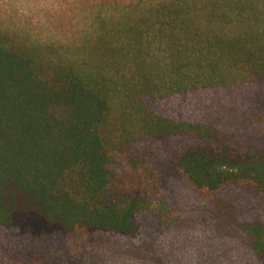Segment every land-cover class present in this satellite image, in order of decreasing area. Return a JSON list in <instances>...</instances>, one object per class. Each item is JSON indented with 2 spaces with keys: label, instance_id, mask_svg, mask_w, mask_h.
Here are the masks:
<instances>
[{
  "label": "trees",
  "instance_id": "16d2710c",
  "mask_svg": "<svg viewBox=\"0 0 264 264\" xmlns=\"http://www.w3.org/2000/svg\"><path fill=\"white\" fill-rule=\"evenodd\" d=\"M71 1L0 22V264H264V0Z\"/></svg>",
  "mask_w": 264,
  "mask_h": 264
},
{
  "label": "rangeland",
  "instance_id": "374dc122",
  "mask_svg": "<svg viewBox=\"0 0 264 264\" xmlns=\"http://www.w3.org/2000/svg\"><path fill=\"white\" fill-rule=\"evenodd\" d=\"M73 11L71 0H0V22L8 27L22 25L30 27L38 34H48L54 30L56 16L59 14L70 15ZM179 216L184 218L185 211H179ZM194 230L200 234L201 229L208 226L204 223L199 226L193 217ZM199 229V230H198Z\"/></svg>",
  "mask_w": 264,
  "mask_h": 264
}]
</instances>
